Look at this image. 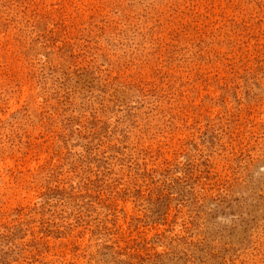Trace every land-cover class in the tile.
<instances>
[{
    "label": "rangeland",
    "instance_id": "obj_1",
    "mask_svg": "<svg viewBox=\"0 0 264 264\" xmlns=\"http://www.w3.org/2000/svg\"><path fill=\"white\" fill-rule=\"evenodd\" d=\"M0 264H264V0H0Z\"/></svg>",
    "mask_w": 264,
    "mask_h": 264
}]
</instances>
